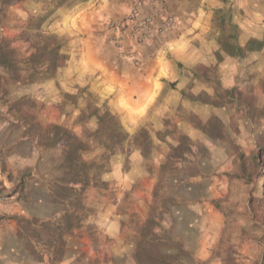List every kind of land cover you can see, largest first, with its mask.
Masks as SVG:
<instances>
[{"label":"rangeland","instance_id":"1","mask_svg":"<svg viewBox=\"0 0 264 264\" xmlns=\"http://www.w3.org/2000/svg\"><path fill=\"white\" fill-rule=\"evenodd\" d=\"M88 1L0 0V44L28 58L40 29L63 41L67 55L64 68L53 74L28 67L9 73L0 67V264H150L149 254L157 264L162 255L171 256L167 264H264V164L254 157L259 149L264 152L263 103L240 90L245 86L223 89L218 68L202 67L198 74L210 92L198 100L219 114L205 112L207 119L201 120L181 104L175 114L160 115L156 104L141 123H128L112 113L109 99L67 73L89 24L82 13ZM178 1L133 0L123 19L104 25L107 40L120 50L129 46L136 67L142 64L134 49L149 42L162 59L164 45L174 38L172 10L202 7L197 0ZM224 12L220 46L230 37L236 44L239 35L230 11ZM188 96L182 99H197ZM131 101L126 109L134 112ZM105 112L117 118L124 140L97 146L91 135ZM53 126L91 146L82 158L96 186H75V193L57 186L66 171L63 147H47ZM20 179L27 189L22 199ZM68 195L72 201L61 203ZM111 207L122 220L109 230L105 217ZM65 214H75L78 227L62 237Z\"/></svg>","mask_w":264,"mask_h":264},{"label":"crops","instance_id":"2","mask_svg":"<svg viewBox=\"0 0 264 264\" xmlns=\"http://www.w3.org/2000/svg\"><path fill=\"white\" fill-rule=\"evenodd\" d=\"M192 1L179 0L178 3ZM131 2L133 0H89L86 6L83 5L82 13L89 19V24L82 32L85 35L79 45V53L69 61L71 72L67 71L80 86L82 81L84 86H89L88 91L109 99L112 113L122 115L128 123L131 119L141 123L153 112L156 104L161 110L160 115L175 114L182 104L190 107L189 110L201 120L207 119L203 116L205 112L217 115L218 108H210V104L198 100L203 91L210 92L198 69L210 66L218 68L223 89L245 86L240 90L251 91L264 105V46L258 51H247L250 40L264 42V0H197L202 5L198 11L189 5L185 9L175 7L172 11L176 24L171 30L174 38L164 45L162 59L158 57V47L149 42L134 49L142 64L140 67L135 66L129 46L125 45L121 50L115 48L107 40L110 35L104 32L108 20L126 16V6ZM225 8L230 11L228 17L231 22L239 28L236 56L223 51L217 41ZM164 55H171L174 61L167 60ZM174 62L182 64L185 69L179 70ZM47 65L56 67L55 71H49L52 74L64 68L62 61ZM41 68L37 66L35 69ZM81 76L85 79L81 80ZM184 94L197 99L183 100ZM129 100H132L134 112L126 109L125 103ZM181 125L191 128L193 133L198 132L186 123ZM193 133L188 134L192 137ZM123 136L113 142H122ZM126 179L130 178L127 176ZM105 220L110 230L120 225L122 215L111 207Z\"/></svg>","mask_w":264,"mask_h":264},{"label":"trees","instance_id":"3","mask_svg":"<svg viewBox=\"0 0 264 264\" xmlns=\"http://www.w3.org/2000/svg\"><path fill=\"white\" fill-rule=\"evenodd\" d=\"M25 0H4L3 3L10 4L13 2H22ZM33 1H45V0H33ZM75 3H84L88 0H72ZM40 24L43 22L42 17H38ZM233 28L235 26H232ZM40 31V29H39ZM36 33L35 39L36 42L33 43L32 48L35 50L28 58H18L14 55L12 50L8 46L0 44V67L8 71L9 73H20L23 70V67L36 68L37 66H42L41 69H46L47 73L50 70L56 69V67L48 66L47 64L65 61L67 60V55L64 54V42L59 40L55 36H48L41 34L40 32ZM227 39L221 46L222 50L231 56L237 55V43L231 44ZM264 46V42H259L257 40H250L247 44V51H258L261 50ZM46 66V68H44ZM38 70V69H37ZM232 92V91H231ZM230 92V93H231ZM97 130L91 135L93 138V144L97 146H104L108 142L118 139L123 134V128L116 117L111 113L105 112L101 116L97 117ZM52 129L55 131L53 140L47 144V147H57L62 146L64 149V161L63 169L66 171V179L62 181H56L57 186L67 193H75V186H82V189H86L90 186H96L95 182H92L89 178V165L83 160L82 153L88 151L91 146L85 145L82 141L76 139L73 134L60 126H53ZM256 161L263 165L264 164V152L262 149H259L255 154ZM11 180L10 176L8 177ZM69 178V179H67ZM19 188V199H22L27 196L26 193V182L20 179L18 184ZM72 198L68 195L61 199V203L66 204ZM75 214L68 216L65 214L61 220L60 232L62 237L67 236L71 230L78 227L74 222ZM67 222L66 225L64 223ZM154 222L149 221L147 223L148 228L150 224ZM63 225V231L62 230ZM63 239V238H62ZM139 251V259H140ZM152 262L150 264H157L153 256L147 255ZM163 261L160 264H167L171 260V256L162 255L160 256Z\"/></svg>","mask_w":264,"mask_h":264}]
</instances>
